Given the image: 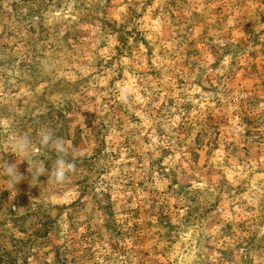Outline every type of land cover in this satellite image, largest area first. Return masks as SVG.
<instances>
[{"label": "rangeland", "instance_id": "obj_1", "mask_svg": "<svg viewBox=\"0 0 264 264\" xmlns=\"http://www.w3.org/2000/svg\"><path fill=\"white\" fill-rule=\"evenodd\" d=\"M4 160L0 264H264V0H0Z\"/></svg>", "mask_w": 264, "mask_h": 264}, {"label": "clouds", "instance_id": "obj_2", "mask_svg": "<svg viewBox=\"0 0 264 264\" xmlns=\"http://www.w3.org/2000/svg\"><path fill=\"white\" fill-rule=\"evenodd\" d=\"M122 100H126L125 95H121ZM68 141L55 134L54 129L49 127L41 128L36 141L27 133H18L10 142V149L19 157L30 158L33 148L36 144L42 149H51L56 153L55 159L51 170L47 169L42 162L33 164L31 178L37 183L41 176H47V182L53 184H64L69 178L70 174L76 171V164L74 160L66 158L69 153ZM72 152L75 153L73 147ZM19 164L16 162H9L4 160L0 162V171L7 178V190L14 191L16 186L25 180V175L19 171Z\"/></svg>", "mask_w": 264, "mask_h": 264}]
</instances>
